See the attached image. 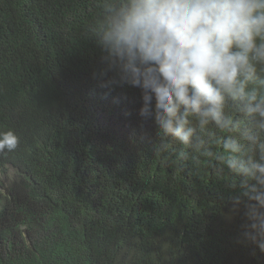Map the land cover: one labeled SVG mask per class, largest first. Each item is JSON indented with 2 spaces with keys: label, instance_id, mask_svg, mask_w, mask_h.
Listing matches in <instances>:
<instances>
[{
  "label": "trees",
  "instance_id": "obj_1",
  "mask_svg": "<svg viewBox=\"0 0 264 264\" xmlns=\"http://www.w3.org/2000/svg\"><path fill=\"white\" fill-rule=\"evenodd\" d=\"M117 2L0 0V131L19 139L0 152V264H264V252L244 238V204L233 210L242 179L213 158V139L236 131L209 126L202 146L184 149L176 173L161 176L145 158L155 146L141 143L129 146L138 158L127 172L102 181L83 167V134L119 141L100 140L99 120L85 108L109 92H76L69 81L100 88L94 73L104 68L102 38ZM114 88L126 100L142 98L138 88ZM239 108L229 100L230 112ZM258 132L262 139L260 125Z\"/></svg>",
  "mask_w": 264,
  "mask_h": 264
},
{
  "label": "clouds",
  "instance_id": "obj_2",
  "mask_svg": "<svg viewBox=\"0 0 264 264\" xmlns=\"http://www.w3.org/2000/svg\"><path fill=\"white\" fill-rule=\"evenodd\" d=\"M109 12L104 68L94 73L100 88L81 77L69 86L109 92L87 99L85 108L99 120L97 137L119 142H92L83 134L89 142L83 167L102 181L127 172L138 158L129 146L141 143L155 146L145 158L161 176L176 173L184 149L202 146L201 133L209 126L236 131L235 137L213 139V158L223 173L241 177L244 190L232 197L233 210L244 204V238L264 252V134L258 135L259 125L264 128V0H118ZM125 85L140 89L142 98L126 100L114 88ZM229 100L240 108L230 112ZM18 143L12 130L0 131V152ZM223 204L214 202L216 210ZM222 212L229 226H237L232 211Z\"/></svg>",
  "mask_w": 264,
  "mask_h": 264
}]
</instances>
